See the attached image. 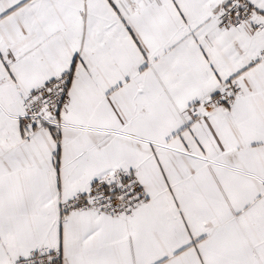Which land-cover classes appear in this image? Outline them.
<instances>
[{
    "label": "snow or ice",
    "instance_id": "1",
    "mask_svg": "<svg viewBox=\"0 0 264 264\" xmlns=\"http://www.w3.org/2000/svg\"><path fill=\"white\" fill-rule=\"evenodd\" d=\"M0 264H264V0H0Z\"/></svg>",
    "mask_w": 264,
    "mask_h": 264
}]
</instances>
